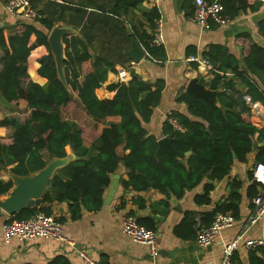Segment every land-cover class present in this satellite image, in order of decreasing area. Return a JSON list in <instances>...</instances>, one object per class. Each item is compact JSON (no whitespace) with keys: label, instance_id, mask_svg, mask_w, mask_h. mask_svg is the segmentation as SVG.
Segmentation results:
<instances>
[{"label":"trees","instance_id":"obj_1","mask_svg":"<svg viewBox=\"0 0 264 264\" xmlns=\"http://www.w3.org/2000/svg\"><path fill=\"white\" fill-rule=\"evenodd\" d=\"M142 1L113 0L109 12L113 18L119 19L122 14L127 20L128 16L135 14L136 5ZM220 2L223 13L229 18L247 7L246 0ZM142 17L143 20L136 22L127 20L132 34L149 58L161 61L165 56L163 47L149 43L154 19L158 17L157 9L150 8L142 13ZM37 20L46 23L44 19ZM34 23L18 21L14 33L7 37L0 28V92L15 106L23 104L28 109L22 120L14 115L0 118V126L10 131L9 137L4 139L0 136V170L12 165L9 170L16 175L34 173L46 165L44 152L47 158L63 157L67 154L66 146H70L75 157L52 175L42 204L24 208L11 214V218L26 219L38 212L49 215L53 201H67L71 219L79 218L82 210H97L102 205V195L110 183L111 174L120 164L127 173V178L122 179L124 188L136 191L155 189L167 197L180 198L187 190L203 182V191L195 194L194 201L207 205L211 203L214 183L229 172L234 161H246L247 154L256 149L255 163L264 162V145H258L264 140V124L258 125L244 118L242 114L248 111L244 103L241 108H234L232 83L225 77V72L230 69L246 85L245 94L264 105V86L257 79L264 77L263 46L251 43L243 55V66L226 56L227 50L221 46L210 45L208 51L202 52L220 72L208 83L211 89H221L218 104L189 90L176 96V102L186 105L187 114L176 110H171V113L184 130L174 129L166 116L161 132L171 137L176 150H189L190 153L184 158L167 152L156 156L157 138L145 124L161 101L164 81H146L132 71L127 82L116 81L107 85V89L113 91L112 97L99 98L95 90L106 80L107 71H115L116 63L123 65L129 58L123 51L116 54V50L93 55L81 39L72 35L63 38L65 86L57 77L47 35ZM257 26L264 33V18L258 21ZM45 27L49 31L52 22H47ZM32 34L36 35L38 44L48 48L37 69L38 74L47 79L44 85L31 81L27 73V58L33 47L29 44ZM191 53H195V49L190 47L187 54ZM227 88L230 92L226 91ZM64 111L70 116H64ZM249 174L252 182L246 194L252 208V198L258 194L259 184L253 180L252 172ZM230 186L231 190L224 199L215 202L211 210L199 213L204 226L211 223L216 212L229 213L234 219L239 217L238 180L231 181ZM12 187L10 178H0V195ZM138 205L144 206L141 198ZM194 216L193 212L187 213L182 225L188 223L196 236ZM137 222L155 229L150 217H139ZM178 230L176 227L174 232L180 236ZM99 263L110 264L107 259ZM231 263L244 264L237 250L231 257ZM46 264L71 262L67 256L58 254ZM247 264H264V248L249 250Z\"/></svg>","mask_w":264,"mask_h":264},{"label":"crops","instance_id":"obj_2","mask_svg":"<svg viewBox=\"0 0 264 264\" xmlns=\"http://www.w3.org/2000/svg\"><path fill=\"white\" fill-rule=\"evenodd\" d=\"M30 1L39 12V18L46 20V23L52 22L51 29L61 25L70 31V34L62 37L64 50L63 38L73 35L81 39L84 47L93 55L104 54L108 50H116V54L119 51L125 52L129 60L123 65L116 63L115 71L108 70L106 80L96 88L95 92L99 98L112 97L113 91H109L107 85L116 81L127 82L131 78L132 71L146 81L156 79L164 81L161 101L154 108L150 121L145 124L147 130L157 139L164 136L161 132V125L168 110L187 114L186 105L176 102L175 98L187 90V84L192 78H198L199 82L210 88L208 83L213 77L206 78L196 63L186 61V57L190 55L187 54L188 48L195 49L193 54L203 56L202 52L208 51L210 45L221 46L227 50L226 56L243 66V55L251 43L264 47V33H261L257 26L258 21L264 18V4L253 0H246V9L239 11L226 24H213L209 28H204L191 20L193 0H143L136 5L135 14L128 16L127 20L129 22L143 20L142 13L153 7L157 9L158 17L162 20L165 38L164 44L161 45L165 56L161 61L151 59L147 55L139 61H134L128 55L127 51L132 48V39H135L140 47L143 48V46L132 34L129 22L124 19L126 16L121 14L119 20L113 18L112 13L109 12L113 0ZM4 6L5 0H0V28L7 37L14 33L17 20L6 14ZM34 22V25L46 33L48 38L51 29L48 31L45 27L46 23H40L39 20ZM123 25L124 28H122ZM29 44L33 46L27 58L29 79L44 85L47 79L38 74L37 69L40 59L48 53V48L36 42L35 34L30 35ZM222 61L224 62L225 59ZM225 77L232 83L231 98L235 103L234 108H241L244 103L241 98L247 89L246 85L239 76L232 74L230 69L225 72ZM257 79L260 85L264 86V77L259 76ZM101 90L103 93L99 94ZM247 107L248 111L242 114L244 118H249L255 124L263 125L264 105L251 98ZM66 153L63 157H57L64 158L65 163L55 168L52 175L58 168L63 167L75 157L70 146H66ZM255 154L256 149H252L247 154L246 161L233 162L229 172L214 183L210 194L211 203L207 205H199L194 201L195 194L203 191V182L187 190L180 198L172 195L167 197L155 189L136 191L124 188L122 179L127 178V173L123 164H120L110 177L111 181L112 175H118L114 195L107 202L103 201L108 185L104 189L102 205L99 209L82 210L79 218L71 219L67 201H53L51 204L50 215L56 219L62 218L58 221L62 224L64 234L73 241V245L50 238L12 239L5 242L2 239V224L11 214L0 207V264H46L50 258L58 254L67 256L71 264H86L77 255L80 249L87 251L99 261L107 259L110 264H219L225 241L238 235L243 238L264 237V215L254 224H249L247 221L251 206L246 191L252 182L249 173L255 165ZM52 158L54 157L46 158V164ZM10 166L0 170L1 179L10 178L12 180ZM233 180L239 182V217L234 219L231 226L222 229L208 245H199L195 240L193 228L188 223L185 226L182 225L184 216L191 212L195 215L211 210L215 202L228 195L231 190L230 183ZM9 191L1 194L0 200L4 199ZM139 198L143 200L144 206L142 207L138 205ZM130 212L136 219L150 217L153 220L159 245L157 257L152 258L146 245L133 241L121 231L122 220ZM176 227L179 229L180 236L174 232ZM237 251L244 264H247L248 250L239 246Z\"/></svg>","mask_w":264,"mask_h":264},{"label":"built area","instance_id":"obj_3","mask_svg":"<svg viewBox=\"0 0 264 264\" xmlns=\"http://www.w3.org/2000/svg\"><path fill=\"white\" fill-rule=\"evenodd\" d=\"M253 1L264 4V0ZM4 8L6 14L14 17L17 22H31L40 17L39 12L31 4L30 0H5ZM191 20L204 28H209L213 24L224 25L230 18L223 13V5L220 0H193ZM164 40L162 20L157 17L154 19V28L149 43L151 46H161L164 44ZM186 61L196 63L206 78L214 77L217 73L220 74L206 57L190 54L186 57ZM226 91L230 92V89L227 88ZM242 100L246 106L251 102L248 94H243ZM166 116L174 129L184 130V127L172 115L171 110L166 112ZM252 177L259 184V192L252 198L253 206L247 217L249 224L256 223L264 215V162L255 163L252 169ZM233 222L234 218L229 213L216 212L211 223L208 226H204L201 222V215L195 214L194 226L196 228V242L202 246L208 245L222 229L231 226ZM121 231L133 241L146 245L149 255L152 258L158 256L159 245L155 231L139 224L134 215L127 214L124 216L121 223ZM35 238H50L67 242L71 245L74 244L64 234L61 222L54 216L50 214L46 215L43 212H38L26 219L11 218L8 216L2 224V239L5 242H9L12 239L29 240ZM239 246H242L248 251L258 247L264 248V237L243 238L241 235H238L229 241H225L223 243L219 264H232L231 257ZM77 255L86 264H100L99 260L93 258L85 250H78Z\"/></svg>","mask_w":264,"mask_h":264},{"label":"water","instance_id":"obj_4","mask_svg":"<svg viewBox=\"0 0 264 264\" xmlns=\"http://www.w3.org/2000/svg\"><path fill=\"white\" fill-rule=\"evenodd\" d=\"M70 34V31L61 25L54 26L47 38L51 54L55 62V68L57 71V77L65 85V76L63 72V60L64 45L62 43L63 35ZM128 55L134 60L139 61L144 55L145 50L137 43L135 39H132V48L127 51ZM104 83V82H103ZM102 85V83H101ZM187 90L192 93L202 96L205 99L218 104L217 94L221 89H211L198 81V78H192L187 84ZM0 104L7 106L8 108L16 111L17 106L14 103L7 101L0 92ZM259 146L264 145V140L258 143ZM162 152L173 154L179 158H184L190 153V151L176 150L172 145V139L169 136H161L157 139V148L155 155L158 156ZM234 155V154H233ZM65 163L64 158H52L43 168L40 170L28 174V175H15L10 172L14 186L9 191L8 195L0 200V207L9 214H14L21 211L24 208H30L37 206L41 203L42 198L47 192V183L51 177L55 168ZM118 175H112L108 190L103 198L104 202H107L114 195L117 187Z\"/></svg>","mask_w":264,"mask_h":264},{"label":"rangeland","instance_id":"obj_5","mask_svg":"<svg viewBox=\"0 0 264 264\" xmlns=\"http://www.w3.org/2000/svg\"><path fill=\"white\" fill-rule=\"evenodd\" d=\"M102 93L103 91L101 90V94ZM27 113H28V109L23 104L21 106H17L16 111L10 108H7V106L0 104V118L7 116V115H14L22 120L26 117ZM64 116H70V114L64 111ZM0 134L5 139V137H9L10 131H8V128L0 126ZM44 155L46 156V158L48 157L45 152H44Z\"/></svg>","mask_w":264,"mask_h":264}]
</instances>
